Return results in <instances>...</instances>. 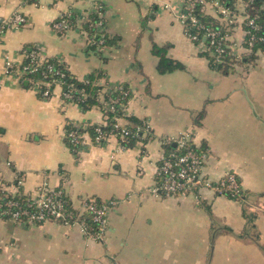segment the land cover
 <instances>
[{
  "label": "crops",
  "instance_id": "1",
  "mask_svg": "<svg viewBox=\"0 0 264 264\" xmlns=\"http://www.w3.org/2000/svg\"><path fill=\"white\" fill-rule=\"evenodd\" d=\"M187 2L0 0V197L35 194L48 182L78 209L85 197L116 200L101 240L78 224L0 217V264H264V45L244 47L245 0L223 4L229 13L207 1L201 10L240 54L225 70L189 34ZM68 11L74 26L56 32L54 20ZM16 12L26 23L5 24ZM95 12L110 40L94 49L86 23ZM256 13L264 20V0ZM155 45L182 66L159 71ZM27 46L79 80L102 72L100 102L126 85L121 123H145L132 145L119 133L95 139L90 128L109 118L104 105L84 109L60 84L44 97L41 78L22 72ZM68 124L87 130L77 151L67 143ZM182 134L206 152L205 178L235 173L240 196L208 187L154 191L162 158Z\"/></svg>",
  "mask_w": 264,
  "mask_h": 264
},
{
  "label": "built area",
  "instance_id": "2",
  "mask_svg": "<svg viewBox=\"0 0 264 264\" xmlns=\"http://www.w3.org/2000/svg\"><path fill=\"white\" fill-rule=\"evenodd\" d=\"M210 2L213 6L219 8L224 13H229L228 8L224 7V0H188L187 9L193 10L196 4L202 5L206 2ZM246 5V18L244 21L245 34H244V47L246 50H252L257 44L264 45V26L259 20V16L256 13V9L259 5L255 3V0H245ZM183 18H190L193 23L197 20L194 15H183ZM27 19L22 14L16 12L8 20L4 21L5 24L21 25L26 23ZM75 24L72 12H66L62 14L58 19L53 22V29L58 33H65ZM96 27L103 31V22L100 20ZM3 30L0 29V32ZM190 34V33H189ZM195 40H198L197 34H190ZM206 36L209 37L207 47L214 53L216 60L222 62L221 56L223 54H230L240 56L231 44L228 43V34L221 29L208 28ZM88 41L90 44H97V46L104 44L103 35L99 39H95L92 35L87 33ZM28 55L31 57L30 62L22 66V72L27 75L33 72L44 61L43 55L37 50H33ZM47 59V58H46ZM65 74L60 69L55 68L53 64H48L46 69L42 72V78L39 80L42 85V95L49 97L53 91V87L60 84L63 88V96L66 100H72L74 97V87L68 85V88L64 87ZM26 80L36 82L33 78L26 77ZM99 83L103 84L104 81ZM117 88L123 90V96L129 94L128 90L123 86ZM111 94V93H110ZM101 95V94H100ZM100 95L98 98H100ZM110 96V95H109ZM106 101L103 100L106 110L115 111L122 110V116L125 114V103L119 102L120 97L111 98ZM82 100L84 98H81ZM124 109V110H123ZM122 116L115 115L116 122L112 124L111 129L103 130L102 127H95V139L102 141L106 139L110 134L119 133L122 136L124 142H127L130 131L125 127V124L121 123ZM73 129L67 130V136L73 144V149L78 150L79 146L83 143L86 131L81 132L80 126L72 124ZM178 149L176 151H170L165 154L158 167L157 171V185L154 191L164 192L167 195L185 194L192 191H197L200 188L208 187L220 194L230 193L232 196H237L241 193V183L235 173H229L218 181H212L205 178L203 174V166L207 157L204 150L200 151L195 148H191L188 144L189 137L187 134L179 136ZM171 141V140H170ZM169 141V142H170ZM21 183V181H19ZM6 196H9L6 195ZM13 196V195H12ZM67 192L61 186L53 187L48 182L42 183L35 194L27 196L26 202L21 203L14 198L5 199L0 197V217H8L15 221H27L34 223H44L46 221H54L67 226L78 224L81 226L84 234L93 237L96 240H101L108 226V215L111 207L116 204V200L101 201L95 197H85L81 200V207L78 209L72 202L74 209H77L76 213L73 209L67 208ZM90 214L91 224H89L84 217V213Z\"/></svg>",
  "mask_w": 264,
  "mask_h": 264
},
{
  "label": "trees",
  "instance_id": "3",
  "mask_svg": "<svg viewBox=\"0 0 264 264\" xmlns=\"http://www.w3.org/2000/svg\"><path fill=\"white\" fill-rule=\"evenodd\" d=\"M229 0H224V5H228ZM261 0H255L256 4H260ZM201 3L196 4V6L194 7L193 10H188L189 12L188 14H192L195 16L197 22L193 23L190 18H188V20L186 21L187 23V27H188V32L190 34H197L198 35V40H204L207 44L209 41V37L206 36V32L208 28H215V29H219L218 24L217 23H212V20L203 13V11L201 10ZM261 12V11H260ZM100 16L98 12H95L93 14V16L89 19V21L86 23V26L88 28L89 34L92 35L95 39H99L102 37L104 38V44L109 42V35L108 33H106L105 31H100L97 27L96 24L100 21ZM261 23L264 26V20L261 18ZM90 46H92L94 49L97 48V44H91ZM33 50H37V48L33 47V46H27L26 47V58L24 60V63L22 66L28 64L30 62L31 57L28 55V53H30ZM164 50L165 47H160L155 45L154 46V52L157 53L160 56V61H159V71L161 72H167V71H172L175 70L179 67L182 66V64L180 62L174 61L170 58H168L165 54H164ZM163 52V53H162ZM215 60H216V56ZM232 58V55L230 54H223L221 56L222 62L220 63V65L222 66V68H224L226 70V66L228 64V61H230ZM217 61V60H216ZM218 62V61H217ZM48 64H53L55 66V68L60 69L61 72H63L65 74L64 79H65V83H64V87L68 88V85L74 87V97L72 100L79 102L82 107L84 109H89L90 107H92L93 105H100L103 106L104 103L99 101L98 96L102 93L103 89L106 88L103 84L99 83L100 78H102V72H95L93 74L90 75V77L87 80H79L78 78H76L66 67H64L63 65L59 64L55 59L53 58H48L45 59L44 61H42V63L37 67L36 70H34L31 73H28L27 75H25L26 77H30V78H42V72L43 70L46 69ZM123 88L126 90L127 86L126 85H122ZM123 90L119 89V88H113L111 89V98H116V97H120L119 102H127V100L129 99L130 93L127 96H123L122 93ZM110 94V93H109ZM110 96L107 95L106 97H104V100L109 101ZM81 98H84L83 100ZM107 114L109 115L108 121L106 125H102V129L103 130H109L112 127V124H114L116 122V120L114 119L115 115L118 116H122V110L121 109H117L115 111H111V110H106ZM143 126H145V123L143 121H139L135 118H129V122L125 124V127L130 131V134L128 135L127 139L128 141L126 142L127 146L132 145L133 141L136 139V134H141V130L143 128ZM95 127H91L90 130L93 133V135L96 133L95 132ZM76 128L74 127L72 124H68L66 131ZM81 132L87 131L86 129H82L80 128ZM66 140L67 143L70 144L73 147L72 142L70 141L69 137L67 136V132H66ZM191 148H195L197 149L194 145H190ZM177 149L173 146V145H169L168 146V152L170 151H176ZM167 152V153H168ZM226 195L231 196V197H238L241 195L238 194L237 196H232L230 193H227ZM5 199H9V198H14L19 200L21 203H25L26 199H27V195L24 194H15V195H9V196H4ZM65 199L67 200V208L69 209H73L76 213H78L77 209H74L72 206V201L70 199L69 196L65 197ZM84 217L86 218L87 222L89 224H91V218H90V214L89 213H84Z\"/></svg>",
  "mask_w": 264,
  "mask_h": 264
}]
</instances>
